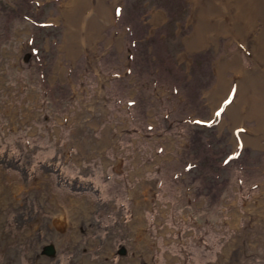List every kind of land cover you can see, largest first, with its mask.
Returning a JSON list of instances; mask_svg holds the SVG:
<instances>
[{"label":"rangeland","instance_id":"1","mask_svg":"<svg viewBox=\"0 0 264 264\" xmlns=\"http://www.w3.org/2000/svg\"><path fill=\"white\" fill-rule=\"evenodd\" d=\"M70 2L0 0V264H264L248 54L218 88L240 48L189 49L192 0H120L89 39Z\"/></svg>","mask_w":264,"mask_h":264},{"label":"bare ground","instance_id":"2","mask_svg":"<svg viewBox=\"0 0 264 264\" xmlns=\"http://www.w3.org/2000/svg\"><path fill=\"white\" fill-rule=\"evenodd\" d=\"M192 1L195 5L193 14L195 31L187 38L189 49H192V46L200 48L209 45L220 36L228 37L240 48L233 60L224 57L218 62V88L226 85V80H228L226 74L229 72L236 76L247 74L248 71L243 66L240 56L241 50L246 52L254 63L255 71L252 73L254 75L251 74L252 76L241 80L239 86L241 95L244 97L243 102L252 110L244 111L240 117L256 121L258 132H262L260 136L264 138V68H262L264 66V27L260 28V22L263 21L264 24V0ZM68 4L64 5L62 14L67 19L71 17L76 23L83 24L85 26L84 35L89 39L96 33L99 35L107 23L114 22L120 0H71ZM254 76H258L257 80L250 83L249 81L255 79ZM249 96H251L250 103Z\"/></svg>","mask_w":264,"mask_h":264},{"label":"crops","instance_id":"3","mask_svg":"<svg viewBox=\"0 0 264 264\" xmlns=\"http://www.w3.org/2000/svg\"><path fill=\"white\" fill-rule=\"evenodd\" d=\"M69 149H70L71 152H74V148H73L72 146H70ZM78 155H79V152H78ZM94 156H95V155H94ZM77 159H79V160H83V159L87 160L88 157H82L81 155H79ZM92 170L96 171V168H94V169H92ZM83 199H84V198H81L82 201H84ZM71 207H73V209L76 208V207H74V203L72 204V206L69 205V210H71ZM74 211H75V210H74ZM135 228H136V227H135ZM87 230L90 231L91 233L94 232V231L89 230V228H88ZM121 231L124 233V235H127V234L125 233V232H126L125 229L121 228ZM118 232H119V231H118ZM107 239H108V237H105V236H104V239L101 238V237L99 238V237H97V236H96V238H95V237L90 238V239H88V240H89V244H90L91 246H89V244H88V246H86L88 249L85 248V249H83V251L98 254L99 257H97V259L94 258L95 261H96V260H99V259H103V253H105V249H103V248H106V247L109 245V240H110V239H108V241H107ZM107 244H108V245H107ZM83 246H84V245H83ZM84 247H85V246H84ZM83 255H84V254H83ZM84 256H85V255H84ZM85 257H88V256H85ZM88 258H89V257H88Z\"/></svg>","mask_w":264,"mask_h":264},{"label":"flooded vegetation","instance_id":"4","mask_svg":"<svg viewBox=\"0 0 264 264\" xmlns=\"http://www.w3.org/2000/svg\"><path fill=\"white\" fill-rule=\"evenodd\" d=\"M97 193H98V191H97Z\"/></svg>","mask_w":264,"mask_h":264}]
</instances>
